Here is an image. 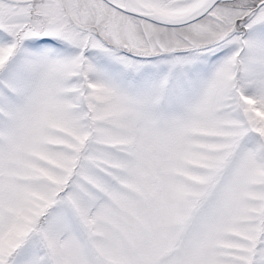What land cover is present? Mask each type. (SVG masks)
<instances>
[{"label": "snow or ice", "instance_id": "1", "mask_svg": "<svg viewBox=\"0 0 264 264\" xmlns=\"http://www.w3.org/2000/svg\"><path fill=\"white\" fill-rule=\"evenodd\" d=\"M0 264H264V0H0Z\"/></svg>", "mask_w": 264, "mask_h": 264}]
</instances>
